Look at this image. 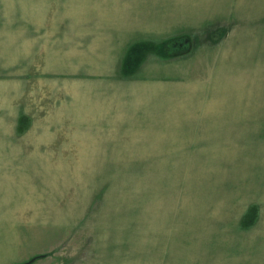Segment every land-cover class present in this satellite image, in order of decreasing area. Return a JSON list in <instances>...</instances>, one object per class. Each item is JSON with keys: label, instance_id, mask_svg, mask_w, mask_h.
Returning <instances> with one entry per match:
<instances>
[{"label": "rangeland", "instance_id": "374dc122", "mask_svg": "<svg viewBox=\"0 0 264 264\" xmlns=\"http://www.w3.org/2000/svg\"><path fill=\"white\" fill-rule=\"evenodd\" d=\"M0 264H264V0H0Z\"/></svg>", "mask_w": 264, "mask_h": 264}, {"label": "trees", "instance_id": "16d2710c", "mask_svg": "<svg viewBox=\"0 0 264 264\" xmlns=\"http://www.w3.org/2000/svg\"><path fill=\"white\" fill-rule=\"evenodd\" d=\"M194 49V42L192 38L187 35L176 36L169 39L162 46V53L169 57L172 56H183L189 54ZM39 257V256H38Z\"/></svg>", "mask_w": 264, "mask_h": 264}]
</instances>
